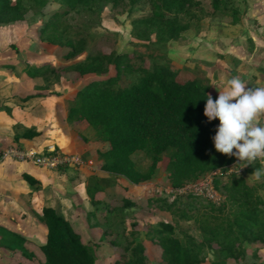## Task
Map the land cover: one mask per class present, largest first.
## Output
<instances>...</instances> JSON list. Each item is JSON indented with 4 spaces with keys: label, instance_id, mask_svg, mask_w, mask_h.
<instances>
[{
    "label": "trees",
    "instance_id": "obj_1",
    "mask_svg": "<svg viewBox=\"0 0 264 264\" xmlns=\"http://www.w3.org/2000/svg\"><path fill=\"white\" fill-rule=\"evenodd\" d=\"M143 1L149 6V15L135 19L131 24L134 39L143 42L139 44L147 49L180 41L204 15L218 13L230 16L233 23L238 21L237 10L230 9L227 0H210L211 13L205 12L198 0H0V25L23 21L28 15L40 16L43 21L39 40L67 46L69 56L73 57L85 49L88 34L99 26L100 14L105 7L130 13ZM52 4L57 9L48 16L43 15L42 11ZM147 58L156 63L164 60L159 54H150ZM109 66L113 68L112 75H109ZM62 71L89 76L85 85L77 90L75 100L68 108L67 120L85 122L108 144V149L97 155L100 169L106 174L123 177L137 185L150 180L165 157L167 179L176 189L207 173L223 175L235 163L234 157L213 149L211 137L218 121L206 122L203 116L204 99L210 95L203 80L194 78L179 82L161 64L146 68L142 55L91 54L89 50L83 60L62 70L33 66L25 68L24 74L30 79L43 80L44 85L36 86L37 90H48L49 84L59 81ZM210 96L213 100L217 97ZM38 97L43 96L29 94L23 101ZM37 136L38 132L26 129L20 135H14L12 142L18 144L21 139L29 141ZM139 154L149 160L145 169L138 166L136 158ZM262 164L264 160L248 165V171L253 173ZM22 178L29 187L39 184L27 174ZM259 179L249 185L243 177L233 173L224 183L213 177L214 188L221 185L224 191L222 201H198L200 206L192 213L190 210L195 201L187 203V209L176 207L180 218L192 221L199 230L200 242L186 234L179 236L176 226L168 223L161 222L152 227L147 236L160 247L163 263L202 264L207 250L214 257L211 264H227L228 259L244 258L246 242L264 244V197L259 194L264 192V175ZM91 181L93 186L88 187L87 196L91 204L97 205L94 194L103 189L100 184L103 180L92 177ZM176 202H167V207L175 206ZM128 204L124 203L125 206ZM39 220L46 231L44 242L38 246L41 259L36 261L24 237L0 226L2 258H9L0 264L7 260H12L11 264L96 263L94 245L83 243L70 222L55 209L42 207ZM124 250L131 252L124 264L143 263L142 245L131 247L129 243Z\"/></svg>",
    "mask_w": 264,
    "mask_h": 264
},
{
    "label": "rangeland",
    "instance_id": "obj_2",
    "mask_svg": "<svg viewBox=\"0 0 264 264\" xmlns=\"http://www.w3.org/2000/svg\"><path fill=\"white\" fill-rule=\"evenodd\" d=\"M198 1L205 12L211 13L210 0ZM227 2L230 9L237 10V22L233 23L230 16L218 13L204 15L194 22L180 41H170L149 49L139 44L143 42L134 39L131 24L133 20L149 15L147 2L135 5L130 13L105 7L100 14L99 26L88 34L85 49L73 57L69 56L67 46L39 40L43 21L40 16L28 15L23 21L0 25V135L12 140L14 135H20L26 129L39 135H63L67 140L66 148L52 143L53 148L42 153H58L80 163L55 170V173H61L59 182L53 184L44 178V182L40 181L34 187H29L22 178L23 173H31L24 166L21 168L13 161H6L0 166V226L24 237L36 261L41 259L38 246L45 239V230L39 220L43 205H57L58 214L64 215L82 242L94 245L95 264H124L131 254L124 250L129 243L131 247L142 245V264H164L160 247L147 236L152 227L161 222L168 223L176 226L179 236L186 234L200 242L199 230L192 221L180 218L179 209H187V203L195 201L194 208L190 210L192 213L200 206L198 201H222L224 191L221 185L214 188L213 177L224 183L233 173L243 177L249 185L260 180L248 171V165L241 167L235 161L223 175L207 173L175 189L167 179L165 157L158 164L154 176L137 185L130 184L123 177L108 175L101 171V163L97 159L99 152L108 149V144L100 140L85 122L67 120L68 108L89 76L80 77L76 73L62 71L59 81L49 84L48 90H37L36 86L44 85L43 80L30 79L24 74L25 68L33 66H51L62 70L83 60L89 50L91 54L142 55L146 68L161 64L179 82L201 79L208 86V94L213 96L218 95L215 88L219 90L215 81L232 77L245 81L246 87H264V0ZM56 7L49 5L42 11L43 15H50ZM150 54L163 55L165 61H151L147 58ZM108 70L109 75L114 73L112 66ZM29 93H39L44 98L23 101ZM259 122L264 123V117ZM32 141L36 143V139ZM13 146L19 147L12 142L4 148L7 150ZM31 148L37 149L35 145ZM136 160L142 169L149 165V160L142 154ZM92 177L103 180L100 183L103 189L94 194L97 205L91 204L87 196L88 187L93 186ZM47 179L49 183L45 182ZM259 194L264 197V192ZM163 200L177 202L168 208ZM125 202L129 203L128 206L124 205ZM109 222L111 224L107 225ZM243 247L244 258L238 261L228 259L227 264H264V244L250 241ZM204 258L202 264H211L214 260L207 250ZM6 259L9 258H2L0 250V262ZM11 263L12 260H7L4 264Z\"/></svg>",
    "mask_w": 264,
    "mask_h": 264
},
{
    "label": "clouds",
    "instance_id": "obj_3",
    "mask_svg": "<svg viewBox=\"0 0 264 264\" xmlns=\"http://www.w3.org/2000/svg\"><path fill=\"white\" fill-rule=\"evenodd\" d=\"M219 90L215 100L206 95L203 116L218 121L211 137L215 152L232 156L241 167L264 160V87H246L238 77L215 81ZM264 175V164L252 173Z\"/></svg>",
    "mask_w": 264,
    "mask_h": 264
},
{
    "label": "crops",
    "instance_id": "obj_4",
    "mask_svg": "<svg viewBox=\"0 0 264 264\" xmlns=\"http://www.w3.org/2000/svg\"><path fill=\"white\" fill-rule=\"evenodd\" d=\"M29 94H32V93H29ZM4 136L5 135H0V155L5 151L6 148H4V147L7 146L8 143H12V140H10V138H8L7 136H5V137ZM33 139H36V143H35V141H32ZM33 139L32 140H29V141L21 139V140H19V143H18V146L19 147H17V146H13V147H15L17 149H20V150H23V151H35V152H38V153L48 152L47 150L53 148L52 143L54 145L60 147V148H63V149L66 148V144L65 143H66L67 140H66L65 137H63V135H46L45 134V135H39V136H37V137H35ZM37 143L39 145H37ZM49 143H51V144H49ZM32 145H35L37 147V149H34V148L29 149L30 147H32ZM43 146H46V148H44ZM68 148L70 149V147H68ZM6 161H11V162L13 161L15 163H18L21 168H23V166H24L31 173H23V174H27V175L31 176L32 178H34L38 182H40V181L41 182H44L43 181L44 178H48L50 182H53V184H55V183H57V182L60 181V179H58V178L61 177V173H59V172H56L55 173V170H47V169L38 168L37 166H34L32 163H28V162H18V161H15L14 159H5L2 162H0V166L2 164H5ZM1 173H2V171H1ZM63 173H64V171H63ZM48 179L45 182L49 183L48 182ZM56 206L55 205H50V206H48V205L44 206L43 205V207L53 208L57 212V207ZM60 215L64 217V215L62 213H60ZM43 227H44V225H43ZM44 230H45V227H44ZM45 233H46V231H45Z\"/></svg>",
    "mask_w": 264,
    "mask_h": 264
},
{
    "label": "built area",
    "instance_id": "obj_5",
    "mask_svg": "<svg viewBox=\"0 0 264 264\" xmlns=\"http://www.w3.org/2000/svg\"><path fill=\"white\" fill-rule=\"evenodd\" d=\"M5 159H14L15 161L18 162L32 163L34 166H37L38 168L47 169V170H57L62 167L63 168L71 167L80 164L77 159L75 160L74 158H70V157L64 158L63 155H60L58 153L54 155H47L35 151H23L15 147L5 150L0 155V162H2ZM213 174L215 175L216 173Z\"/></svg>",
    "mask_w": 264,
    "mask_h": 264
}]
</instances>
